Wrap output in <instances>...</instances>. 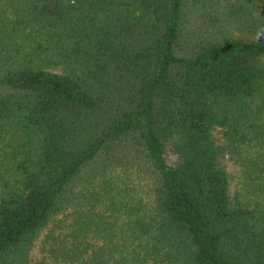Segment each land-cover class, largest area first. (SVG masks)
Masks as SVG:
<instances>
[{
	"label": "trees",
	"instance_id": "1",
	"mask_svg": "<svg viewBox=\"0 0 264 264\" xmlns=\"http://www.w3.org/2000/svg\"><path fill=\"white\" fill-rule=\"evenodd\" d=\"M0 264H264V0H0Z\"/></svg>",
	"mask_w": 264,
	"mask_h": 264
},
{
	"label": "rangeland",
	"instance_id": "2",
	"mask_svg": "<svg viewBox=\"0 0 264 264\" xmlns=\"http://www.w3.org/2000/svg\"><path fill=\"white\" fill-rule=\"evenodd\" d=\"M229 170L231 171V172H236L237 170H238V168L235 166V165H233L232 163H229ZM39 248L37 249V251L39 252Z\"/></svg>",
	"mask_w": 264,
	"mask_h": 264
}]
</instances>
